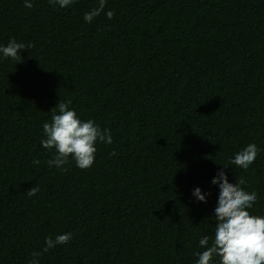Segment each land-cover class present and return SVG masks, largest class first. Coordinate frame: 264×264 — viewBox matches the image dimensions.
I'll return each instance as SVG.
<instances>
[{"label": "trees", "instance_id": "obj_1", "mask_svg": "<svg viewBox=\"0 0 264 264\" xmlns=\"http://www.w3.org/2000/svg\"><path fill=\"white\" fill-rule=\"evenodd\" d=\"M97 4L0 0V44L34 45L0 59V264L34 251L40 264H194L222 168L264 216V151L247 170L230 163L244 144L264 149V0H107L86 22ZM69 100L113 143L91 167L59 171L42 125Z\"/></svg>", "mask_w": 264, "mask_h": 264}, {"label": "clouds", "instance_id": "obj_2", "mask_svg": "<svg viewBox=\"0 0 264 264\" xmlns=\"http://www.w3.org/2000/svg\"><path fill=\"white\" fill-rule=\"evenodd\" d=\"M50 5L68 8L75 0H48ZM107 0H98L96 7L86 12L83 19L91 23L104 12ZM33 0H24L25 8H32ZM111 19L114 12H106ZM34 47L32 44L18 42L15 38L6 45L0 44V59L19 60L22 50ZM71 101L59 102L51 110L50 121L42 125L43 148L53 152L47 161L48 166L59 171H67L65 165L72 161L80 169L91 167L96 158L98 143H113L111 129L102 128L94 119H81L76 110L70 107ZM261 149L256 143H247L239 147L230 158V163L247 170L260 154ZM110 155L115 156L113 151ZM33 164L39 165L38 159ZM226 167V166H225ZM211 184L218 186V199L214 208L215 226L211 236L204 235L198 241V249L194 255V264H264V216L250 214L258 196L256 192H248L244 187L245 180L241 177L234 182L229 181L224 169L218 170ZM37 189L28 191L29 196L36 194ZM193 197L199 202H207L210 192L197 186L193 189ZM72 233L56 234L45 239L43 252L58 245L67 244ZM41 252H33L29 264H40Z\"/></svg>", "mask_w": 264, "mask_h": 264}]
</instances>
